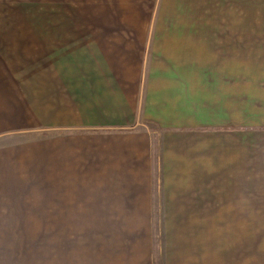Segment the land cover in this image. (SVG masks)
Listing matches in <instances>:
<instances>
[{
	"label": "crops",
	"instance_id": "1",
	"mask_svg": "<svg viewBox=\"0 0 264 264\" xmlns=\"http://www.w3.org/2000/svg\"><path fill=\"white\" fill-rule=\"evenodd\" d=\"M34 1L0 0V142L28 141L0 150V188L89 221L58 264H264V83L163 63L154 0H70L89 19Z\"/></svg>",
	"mask_w": 264,
	"mask_h": 264
},
{
	"label": "rangeland",
	"instance_id": "2",
	"mask_svg": "<svg viewBox=\"0 0 264 264\" xmlns=\"http://www.w3.org/2000/svg\"><path fill=\"white\" fill-rule=\"evenodd\" d=\"M154 2L147 18L154 22L152 30H156L157 47L150 44L148 49L159 50L163 63L167 62V55L176 57L189 53L190 60L184 55L183 61L189 60L191 70L209 68L221 73L223 69H230L232 73L240 71L243 85L264 83V0ZM51 3L55 7L51 9V18H90L89 11L81 10L84 3L70 0H52ZM60 3L67 6H63L61 12ZM34 5L35 18H43V11H37L43 0H35ZM11 15L17 19L26 18L22 11L11 12ZM133 15L138 14L130 13L128 17L133 18ZM114 18L122 17L116 14ZM196 91L201 90L190 89V99ZM27 142L26 139L4 137L0 142L3 158L9 161L10 149L24 147ZM16 184L19 182L4 173L0 188V264H58L60 253L68 256L76 246L82 249L86 245L84 248L88 249L89 232L83 234L78 230L89 221L44 220L42 188L15 187ZM35 216L37 218H30ZM163 225L164 221L162 228ZM155 235L157 243L160 231Z\"/></svg>",
	"mask_w": 264,
	"mask_h": 264
}]
</instances>
